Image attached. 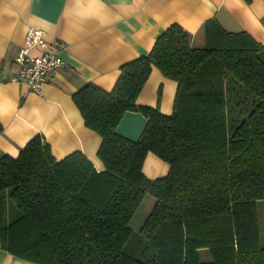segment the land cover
Here are the masks:
<instances>
[{"label": "trees", "instance_id": "1", "mask_svg": "<svg viewBox=\"0 0 264 264\" xmlns=\"http://www.w3.org/2000/svg\"><path fill=\"white\" fill-rule=\"evenodd\" d=\"M204 31L195 47L173 23L120 65L111 90L86 83L72 94L101 137L102 169L80 151L57 159L41 134L0 157L3 250L39 264H264V44L217 21ZM152 66L177 84L170 114L137 103ZM128 110L146 117L137 139L116 129ZM149 152L166 175L146 176ZM147 194L155 202L135 232Z\"/></svg>", "mask_w": 264, "mask_h": 264}, {"label": "crops", "instance_id": "2", "mask_svg": "<svg viewBox=\"0 0 264 264\" xmlns=\"http://www.w3.org/2000/svg\"><path fill=\"white\" fill-rule=\"evenodd\" d=\"M211 21L227 31H246L264 44V0H0V157L16 156L41 134L57 159L80 151L102 169L97 155L101 137L85 125L72 94L86 83L111 90L120 65L147 54L173 23L191 33L192 46H203L205 25ZM29 26L43 30L48 41L66 45L61 57L69 68L56 69L40 94L25 83L9 80ZM176 87L174 80L152 66L137 103L170 114ZM145 124L142 113L128 110L116 129L137 139ZM143 171L155 179L168 173L169 164L149 152ZM0 264L39 263L0 247Z\"/></svg>", "mask_w": 264, "mask_h": 264}, {"label": "built area", "instance_id": "3", "mask_svg": "<svg viewBox=\"0 0 264 264\" xmlns=\"http://www.w3.org/2000/svg\"><path fill=\"white\" fill-rule=\"evenodd\" d=\"M65 48L64 42H50L43 30L29 26L23 44L16 53L15 67L9 80L25 83L30 91L40 94L56 69L69 68L61 57Z\"/></svg>", "mask_w": 264, "mask_h": 264}, {"label": "rangeland", "instance_id": "4", "mask_svg": "<svg viewBox=\"0 0 264 264\" xmlns=\"http://www.w3.org/2000/svg\"><path fill=\"white\" fill-rule=\"evenodd\" d=\"M155 202L154 196L151 194H147L143 199L141 205L133 215L130 226L135 232H138L142 226L144 219L146 218L148 212L152 209L153 204ZM258 213H259V226L261 233V243L264 246V200L258 201ZM200 258L204 260L211 259L209 252L206 249H200Z\"/></svg>", "mask_w": 264, "mask_h": 264}]
</instances>
